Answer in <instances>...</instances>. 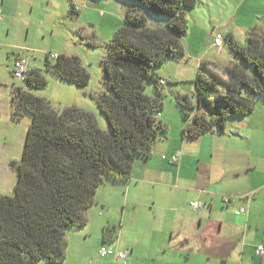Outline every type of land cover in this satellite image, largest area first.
I'll return each mask as SVG.
<instances>
[{
    "label": "trees",
    "instance_id": "obj_1",
    "mask_svg": "<svg viewBox=\"0 0 264 264\" xmlns=\"http://www.w3.org/2000/svg\"><path fill=\"white\" fill-rule=\"evenodd\" d=\"M129 6L121 24L106 43L100 59L101 91L94 96L107 129L95 114L76 105L61 110L31 90L45 86L41 69L31 68L22 85L11 90V118L31 116L10 195L0 194V264H62L68 230L86 225V210L97 188L106 180L126 182L134 159L148 157L154 140L166 126L158 119L164 84L154 72L168 60L186 55L183 38L185 10L197 0H125ZM70 11L77 9L69 0ZM148 14L167 17L165 23H147ZM226 41L236 57L223 66L225 78L201 62L194 79L195 102L187 94L176 102L189 122L183 135L194 138L227 121L251 113L256 99H264V30L246 32V45L230 35ZM44 69L85 88L89 74L75 54L46 55ZM151 84L155 95L145 92ZM113 226L102 232L114 236Z\"/></svg>",
    "mask_w": 264,
    "mask_h": 264
},
{
    "label": "crops",
    "instance_id": "obj_2",
    "mask_svg": "<svg viewBox=\"0 0 264 264\" xmlns=\"http://www.w3.org/2000/svg\"><path fill=\"white\" fill-rule=\"evenodd\" d=\"M26 1L31 0H0V65L11 64L18 54L24 53L29 69L40 68L30 63L29 49L13 43L10 37L13 21L21 20V5ZM212 45L215 46L213 42ZM187 53H192L188 45ZM204 55L197 54L198 66L206 62L221 74L225 63L203 61ZM184 57L168 60L167 68L156 75L168 82L182 80ZM158 119L166 131L154 140L150 155L134 159L126 182L106 180L97 188L94 202L85 213L86 225L70 238L88 236L93 226L103 240L104 228L116 226L114 215L106 210L116 203L122 210L120 226L126 213L133 220H140V205L147 195L149 207L154 208L151 225L160 224L153 234L151 250L155 253L151 264H163L162 253L171 257L169 264L178 262L177 253L167 252L175 237L186 238L188 243L183 264H264V257L254 253L256 244L264 245V99H256L247 116L229 119L223 132L214 128L194 138L183 135L187 121L182 120L176 108L167 109L162 104ZM176 153L179 155L172 161ZM223 195L232 198L225 202ZM194 200L201 201L202 206L192 209L189 203ZM241 208L244 211L240 212ZM110 238L114 240V236ZM133 246L118 251L126 252L123 258H115H126L133 253Z\"/></svg>",
    "mask_w": 264,
    "mask_h": 264
},
{
    "label": "rangeland",
    "instance_id": "obj_3",
    "mask_svg": "<svg viewBox=\"0 0 264 264\" xmlns=\"http://www.w3.org/2000/svg\"><path fill=\"white\" fill-rule=\"evenodd\" d=\"M71 1L77 13L70 11L69 0L26 1L21 5V20L13 21L10 37L13 43L29 49L30 63L38 65L46 78L45 86L31 90L35 95L46 98L59 110L67 105H76L89 110L95 114L99 126L107 129V123L94 100V96L102 89L100 59L107 53L106 43L121 24L123 12L130 3L122 0ZM185 18L187 28L183 41L190 47L192 53H187L183 60L185 77L164 85L161 101L163 107L176 108L182 120L189 122V118L184 116L183 110L176 102V96L185 93L192 102H195L194 79L198 68L197 54L205 53L202 56L203 61L211 60L216 63L227 64L238 60L232 53L226 37L231 34L238 44L246 45L248 30L264 29V0H197L194 7L185 10ZM156 21L165 23L167 17L148 14L147 23L152 24ZM217 34L223 37L220 47L212 45ZM55 53L75 54L80 58L89 74L85 88H78L44 69L45 56ZM193 62L196 63L194 70ZM2 63L0 65V194L10 195L13 193L17 179L16 168L12 161L18 160L21 156L23 140L31 116L25 113L20 119L11 118L12 87L23 83L20 77L8 73L5 65L9 63ZM167 66L168 63L163 64L155 68L154 72L163 71ZM210 69L223 78V72L220 74ZM154 91L153 86L148 83L145 92L155 95ZM120 196L122 197L123 194ZM144 197L146 200L140 205L143 213L141 219L133 220L126 213L122 226L119 223L122 216L121 206L116 203L107 207L106 210L111 211L115 219L114 240H101V235L94 231L93 226L92 232L85 237L82 235L70 238L71 234L80 232V229L68 230L65 235L68 243L62 264H151L150 258L155 253L151 250L154 242L153 234L160 224L151 225L150 214L154 208L149 207L151 201L147 195ZM161 235L160 233L162 239ZM174 240L171 242L173 246L169 247L167 252H170V255L177 253L179 259L174 264H183V261H186L184 251L188 243L183 237H175ZM102 246H109L113 251H123L132 246L134 249L126 258L117 259L114 255L101 256L99 248ZM161 256L163 264L170 263V256L166 253H162Z\"/></svg>",
    "mask_w": 264,
    "mask_h": 264
},
{
    "label": "built area",
    "instance_id": "obj_4",
    "mask_svg": "<svg viewBox=\"0 0 264 264\" xmlns=\"http://www.w3.org/2000/svg\"><path fill=\"white\" fill-rule=\"evenodd\" d=\"M0 21H1V9H0ZM214 45L217 47H220L223 43V37L221 34H217L213 41ZM51 57H54L55 55H50ZM12 75L18 76L20 78H23L26 74V72L29 70L28 66V57L24 53L18 54L16 58L13 59L12 63L9 65H6L5 67ZM166 81L163 79H160V83L164 84ZM178 153L174 154L172 157V161H175L178 157ZM232 197L230 195H223L222 200L225 202H228ZM202 202L198 200L191 201L189 203L190 207L192 209H197L200 206H202ZM240 212L244 211L243 208L239 210ZM254 253L256 255L264 257V245L263 244H256L254 246ZM99 254L101 256L105 255H114L119 258H123L126 255V252H118L113 251L111 247L109 246H102L99 248Z\"/></svg>",
    "mask_w": 264,
    "mask_h": 264
}]
</instances>
